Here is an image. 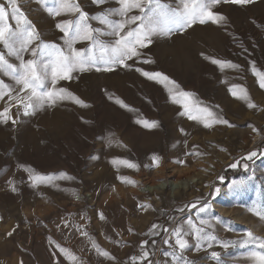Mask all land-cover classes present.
Returning <instances> with one entry per match:
<instances>
[{"label": "rangeland", "instance_id": "obj_1", "mask_svg": "<svg viewBox=\"0 0 264 264\" xmlns=\"http://www.w3.org/2000/svg\"><path fill=\"white\" fill-rule=\"evenodd\" d=\"M75 2L88 14L89 25L101 30L99 39L114 44L117 37L95 17L104 11L113 21L123 20L118 0ZM17 3L39 40L67 53L56 25L76 14H50L53 0ZM161 3L182 7L180 0ZM0 4L9 13L7 23L16 28L7 0ZM212 11L225 21H197L182 32L155 36L137 57L125 61L129 67L77 69L71 79L55 85L49 73L45 90L66 89L87 107L67 98L25 115L4 90L0 112L7 108L11 119H0V264H258L251 253L264 252V219L249 209L264 208V0H220ZM128 15L141 13L134 8ZM73 47L87 49L89 42ZM0 54L19 67L20 60L9 56L3 44ZM94 54L102 55L99 50ZM20 55L34 58L30 50ZM213 59L238 67H221ZM137 69L161 73L179 90L192 93V115H203L198 109L207 108L232 126L205 127L189 119L181 114L183 103L170 96L173 85ZM0 81L9 85L13 97L24 96L2 69ZM240 88L246 90V100L238 98ZM138 120L158 126L146 128ZM254 151L257 156L246 159ZM153 157L159 158L158 166ZM234 163L237 167H230ZM229 168L238 172L227 173ZM205 202L209 208L199 212ZM189 219L216 239L198 240ZM177 227L188 241L184 250L175 244ZM248 232L260 240L245 243ZM93 242L109 256L101 255ZM60 248L70 250L77 261L67 259ZM145 252L147 258H141ZM173 254L182 259L176 261Z\"/></svg>", "mask_w": 264, "mask_h": 264}, {"label": "snow or ice", "instance_id": "obj_2", "mask_svg": "<svg viewBox=\"0 0 264 264\" xmlns=\"http://www.w3.org/2000/svg\"><path fill=\"white\" fill-rule=\"evenodd\" d=\"M97 4H103L105 0H95ZM220 0H180L182 5L176 8H171L168 5L161 3V0H118L120 8L117 10L118 14L124 17L121 21H113L109 19V13L100 12L95 17L100 21L101 24L107 25L111 29V34L117 39H115L114 44H105L99 39L100 29H93L89 23V16L86 12L80 9L78 3L75 0H53V6L49 7L47 10L52 15H60L63 13H74L75 18L73 20H67L63 23H58L56 27L64 34L62 39L67 48V53L64 48L54 44V43H44L39 40V34L35 32L32 28L27 18L21 11L17 0H7L8 6L11 7L12 18L17 19L18 26L13 28L7 23L9 18V13L6 10L4 4H0V44L8 50V55H15L20 60L19 67L9 63L5 58L4 54H0V69H2L6 74L10 75L17 85H19V92H23L24 96L13 97L12 89L9 85L0 81V98H2L6 93L10 99H14L15 102L24 108V114L29 115L36 110L44 107L45 105L54 106L58 101L71 98L75 103L81 106L87 107L84 101L80 100L79 97H75L72 93L68 92L66 89H49L46 88V81L49 78V73L51 74V83L53 85L60 79H71L72 73L75 70L88 71L92 67H96V70H101L97 65H123L129 67L125 63L126 60L132 57H137L139 55L138 49L147 47L152 43V39L155 36H169L173 32H182L186 28L190 27L193 23L197 21L201 24L211 21L212 23L220 24L225 21V17L222 14L215 13L212 11L214 5L219 3ZM233 3L246 4L250 3L251 0H232ZM47 3V0H45ZM139 9L141 15L129 16L128 13L131 9ZM23 23L25 27L20 28L19 24ZM34 41H37L36 47L29 49ZM78 41L89 42V47L87 49H77L73 47ZM19 45V47H16ZM30 50L33 53L34 58L24 60L20 55L21 52ZM95 50H99L102 55L97 57L94 54ZM37 57L43 58L38 59ZM151 62V61H145ZM213 63L220 65L221 67H238V65H233L229 61L212 60ZM104 70L111 71V67H105ZM141 71V69H137ZM142 74L149 79H159L162 77L160 82H167V84L173 85L169 88L170 96L175 103H183L184 112L181 114L188 115L189 119L200 120L204 123L205 127H210L212 124L222 123L229 126V121L223 119L222 117H217L212 111L207 108H199V112L203 115H192L194 105L189 100L193 95L189 92H184L179 90V86L175 84L174 81L169 80L167 76H163L161 73H147L142 72ZM261 75V87H264V74ZM239 88L240 86H233ZM240 95L238 98L247 99L246 90L240 88ZM234 96L238 95L237 92L232 93ZM121 103L122 101H117ZM248 107H254L253 104L249 103ZM0 119L7 121L11 119L8 115V109L5 108L3 112H0ZM15 123V121H13ZM137 123L143 124L146 128H155L158 126L156 121L138 120ZM255 131V129H253ZM111 135L109 134L108 143L111 144ZM257 156V152L249 153L246 159H252ZM116 161H113L115 163ZM183 163V161H180ZM121 163L126 164L128 167H136V165L131 164L127 161H121ZM153 163L158 166L159 158L153 157ZM230 167H237V164H232ZM247 167V165H245ZM223 180V177L219 178ZM128 183H135L134 181L128 180ZM16 189L13 187L12 189ZM219 189H216V193ZM150 207V205H148ZM192 208H196V205H191ZM209 208L207 202L204 203L202 207L198 209L199 212H204ZM250 211H254L256 215L264 219V208L259 210L252 208ZM100 218L104 219L103 214H100ZM205 220H201V224H207ZM187 224L194 231L198 240L211 239L215 240V236H208L205 233L204 228L197 227L193 224L192 220L189 219ZM157 225L153 224L152 229H155ZM151 231V230H150ZM167 231V230H165ZM86 235V233H84ZM11 235V233H9ZM173 235L176 237V247L180 250H184L188 247V241L184 239V232L182 228L177 227L173 231ZM248 240L245 243H252L260 238L253 236L251 232L247 234ZM147 243L142 242V245ZM168 243V241H165ZM93 246L97 248V251L101 255L109 256V254L101 249L98 245ZM225 248L228 247L227 244L223 245ZM59 247V246H58ZM260 247L264 249V240L260 241ZM60 252L64 253L66 258L72 262L77 261V257L70 252V250L65 248H60ZM174 258L176 261L182 259V256H176ZM148 253L145 252L143 257L147 258ZM211 256L218 259L219 254L212 252ZM251 256L256 259L258 264H264V252L253 251ZM140 259V258H134Z\"/></svg>", "mask_w": 264, "mask_h": 264}, {"label": "trees", "instance_id": "obj_3", "mask_svg": "<svg viewBox=\"0 0 264 264\" xmlns=\"http://www.w3.org/2000/svg\"><path fill=\"white\" fill-rule=\"evenodd\" d=\"M226 172L230 173V174H232V173L236 174L238 172V170L237 169L233 170V169L229 168V169L226 170Z\"/></svg>", "mask_w": 264, "mask_h": 264}, {"label": "bare ground", "instance_id": "obj_4", "mask_svg": "<svg viewBox=\"0 0 264 264\" xmlns=\"http://www.w3.org/2000/svg\"><path fill=\"white\" fill-rule=\"evenodd\" d=\"M155 183H152L151 185H154Z\"/></svg>", "mask_w": 264, "mask_h": 264}]
</instances>
